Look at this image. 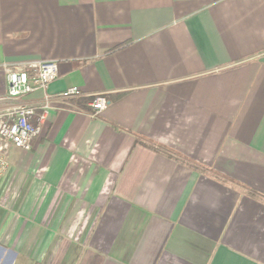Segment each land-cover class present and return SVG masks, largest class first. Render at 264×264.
<instances>
[{"label": "crops", "instance_id": "obj_1", "mask_svg": "<svg viewBox=\"0 0 264 264\" xmlns=\"http://www.w3.org/2000/svg\"><path fill=\"white\" fill-rule=\"evenodd\" d=\"M30 60L57 77L0 102L48 104L5 153L0 264H264V0H0V64Z\"/></svg>", "mask_w": 264, "mask_h": 264}, {"label": "built area", "instance_id": "obj_2", "mask_svg": "<svg viewBox=\"0 0 264 264\" xmlns=\"http://www.w3.org/2000/svg\"><path fill=\"white\" fill-rule=\"evenodd\" d=\"M0 71L4 74L6 92L0 96V102L26 96L35 91H44L47 85L57 77V62L55 60H30L17 62H3ZM77 86H71L61 91L57 97L71 99L86 96ZM88 106L92 116L104 111L110 101L103 92L90 94ZM35 106L31 104L9 105L0 111V176L8 168L5 158L7 149L12 145L27 150L30 141L39 131V124L47 116V98L44 97L37 115V124L30 121L35 113ZM1 204V203H0Z\"/></svg>", "mask_w": 264, "mask_h": 264}]
</instances>
